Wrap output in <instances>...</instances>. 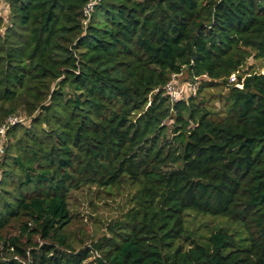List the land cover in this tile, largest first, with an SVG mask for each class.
I'll return each mask as SVG.
<instances>
[{"label":"trees","instance_id":"obj_1","mask_svg":"<svg viewBox=\"0 0 264 264\" xmlns=\"http://www.w3.org/2000/svg\"><path fill=\"white\" fill-rule=\"evenodd\" d=\"M88 1L0 14V264H264V0H100L85 24ZM181 73L205 77L172 101ZM87 186L131 206L75 244ZM189 214L229 224L197 238Z\"/></svg>","mask_w":264,"mask_h":264},{"label":"rangeland","instance_id":"obj_2","mask_svg":"<svg viewBox=\"0 0 264 264\" xmlns=\"http://www.w3.org/2000/svg\"><path fill=\"white\" fill-rule=\"evenodd\" d=\"M9 24H4L1 32ZM252 65L255 66V69H260V61L251 58L242 67V70H247ZM184 78L185 74H181L180 83L189 81V79ZM228 87L229 85H217L215 87L205 88L198 95L197 101H203L209 109L214 108L217 112L221 111L223 96L227 94ZM1 145L2 141H0ZM1 170H3L1 172V179H3L5 169L1 167ZM130 194L131 191L126 189L123 194L112 196L102 189L90 186L72 193L70 197V208L73 214V225L71 226L70 233H72L71 236L74 243L77 244L81 238H85L88 245H90L92 241H96L102 236L109 234L107 226L116 220H121L128 207L131 206L129 204ZM228 224L225 220L212 219L208 216L189 214L188 217L190 231L197 238L209 235L215 230L217 225L227 226ZM230 230H237V226L231 227ZM85 264H97L95 257L92 256Z\"/></svg>","mask_w":264,"mask_h":264},{"label":"built area","instance_id":"obj_3","mask_svg":"<svg viewBox=\"0 0 264 264\" xmlns=\"http://www.w3.org/2000/svg\"><path fill=\"white\" fill-rule=\"evenodd\" d=\"M99 1L100 0H89L88 1L87 5L85 7V10H84V23L85 24H88L90 17H91V14L94 10V7ZM1 3H2V5H5L6 0H0V4ZM0 8H1V6H0ZM0 14H1V10H0ZM181 74H173L171 80L164 86L166 93L171 97L172 101L180 100L181 98H183L187 94L197 95L201 81L205 77V75L195 76L193 80H189L188 82L180 83L179 77ZM237 75H238V71L234 72L230 77V82H236L238 79ZM236 85L238 87L242 88L243 87V81L237 83ZM22 120L23 119L20 118L19 116H11L9 118V122L12 124L13 123H19ZM7 129H8L7 124L2 125L0 128V134L4 135ZM0 141H2V145L0 146V181H1V172L3 171V170H1V162L3 159L4 149L2 147L3 146V140L0 139Z\"/></svg>","mask_w":264,"mask_h":264},{"label":"crops","instance_id":"obj_4","mask_svg":"<svg viewBox=\"0 0 264 264\" xmlns=\"http://www.w3.org/2000/svg\"><path fill=\"white\" fill-rule=\"evenodd\" d=\"M0 6H1V11L4 13V15H7V13H8L7 4H5V5L0 4ZM179 79H180V77H179Z\"/></svg>","mask_w":264,"mask_h":264}]
</instances>
